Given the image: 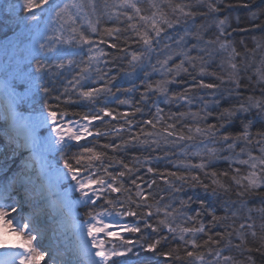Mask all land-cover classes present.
<instances>
[{
  "label": "snow or ice",
  "instance_id": "obj_1",
  "mask_svg": "<svg viewBox=\"0 0 264 264\" xmlns=\"http://www.w3.org/2000/svg\"><path fill=\"white\" fill-rule=\"evenodd\" d=\"M239 6L247 9L251 4ZM20 7L27 15L12 23L16 6L0 4V249L23 251L5 252L0 264H129L137 245L157 253L170 239L179 243L158 254L180 264H257V257L264 264V234L258 246L249 244V236L257 238L254 222H247L253 220V209L238 227L234 220L225 225L238 211L218 216L207 199L232 191L240 198L261 196L255 211L264 233V127L252 131L256 124L264 126V55L255 65L237 61L241 53L223 39L231 35V25L229 17L218 14L234 5L226 0H22ZM198 16L206 22L195 25ZM101 17L123 26L101 32ZM251 17L259 19L257 12ZM180 26L182 34L167 35ZM211 27L216 34L206 39ZM85 46L86 56L79 59L67 51L83 52ZM256 49H264V43L257 42ZM217 55L219 71H214ZM154 74L160 78L152 80ZM205 76L220 83L207 82ZM245 76L259 88V95L255 89L247 96L240 91ZM60 78L62 90L53 95ZM118 79L131 86L121 89ZM137 79L142 87L139 100L117 97L122 91H138ZM173 84L187 86L171 92ZM226 84L230 87L222 90ZM201 90H211L210 98L199 95ZM225 92L228 98H242L221 107ZM152 97L177 106L198 98L201 107L166 115ZM150 100L151 118L136 121L144 111L140 105ZM113 102L130 110L109 107ZM62 105L90 107L76 113ZM210 117L215 122L209 123ZM237 122L239 130L231 131ZM181 144L184 158L170 161L175 171L154 167L150 156L133 155L126 162L117 155L132 147L157 151ZM72 147L77 150L70 151ZM170 155L175 153L165 150L155 159ZM218 160L228 161L231 172L217 171ZM142 169L152 178L146 180ZM158 181L166 187L160 188ZM186 187L202 189L205 197L181 198L178 194ZM193 203L199 208L192 209ZM241 206H246L243 200ZM80 208L85 210L82 221L77 218ZM26 210L23 222L14 224L11 214ZM205 215L211 218L208 224ZM49 225H54L50 234ZM218 225L225 230L211 232ZM233 250L243 259L231 254Z\"/></svg>",
  "mask_w": 264,
  "mask_h": 264
},
{
  "label": "trees",
  "instance_id": "obj_2",
  "mask_svg": "<svg viewBox=\"0 0 264 264\" xmlns=\"http://www.w3.org/2000/svg\"><path fill=\"white\" fill-rule=\"evenodd\" d=\"M7 3L9 5H15L16 6V12L12 14V23H15L16 18L18 17H22L27 15L26 13L23 12L22 8L20 7V5L22 4V0H0V4H4ZM227 3L233 4L234 7L231 9H225L224 11H222L221 13L218 14L219 18H224L225 16L229 17V23L231 25V27H229L227 29L228 32L231 33L230 36H226L223 39H227L230 40L233 44V46L236 47L237 51L241 53L240 57H237V61H240L241 59H244L245 62H253L254 65L256 63H258L262 57V55H264V49H256V44L257 42L260 43H264V15H262L261 13L264 12V0H226ZM243 3H250L251 7L250 8H243L240 7L239 5L243 4ZM145 7H147V5L145 4ZM252 12H257V14L259 15V19L253 20L251 17V13ZM237 17L239 18V23H237ZM4 18V12L2 10H0V20H2ZM93 19H95V17H93ZM205 19L203 17H197L195 20V25H200L205 23ZM207 23H211V21H207ZM253 24H260L261 27L260 28H253L252 25ZM115 26H123L120 25L119 22H117L115 19L109 20L107 17H101L100 20V24L98 25V28L101 30V32L103 31L104 28L106 27H115ZM188 27L193 28L194 30V25L189 22ZM240 28H248L250 29L247 32H241L239 31ZM232 29H237L236 31H232ZM3 31H7V29H3ZM183 32V26L178 27L177 29H171L168 30L167 35H171L173 37H176L177 34H182ZM90 34V33H89ZM216 34V29L214 27L209 28L208 32L205 34V38H212L214 37V35ZM94 39H100L99 36H94ZM194 41H190V43H192ZM100 47L105 48V50L107 52H109L112 56H115L116 50L114 49H109L106 45H100ZM138 46L137 45H132L133 50H136ZM255 49V51L253 52L252 50ZM67 51L72 52L74 54H76V58L79 59L81 56H86L87 53V46H85L83 52L79 49V48H68ZM193 55H196V52L193 51L192 53ZM248 57V58H247ZM156 57L153 56V62H155ZM179 58H176V62H178ZM220 61V57L219 55H217L216 57H214V62L211 65V70L214 71H219L217 65L219 64ZM120 63V62H118ZM109 67H112L111 65H109ZM118 69L113 68L112 74H116ZM150 71V69H149ZM251 70H249L247 75H251ZM65 76L67 78H71V74L69 73H65ZM141 78H143L141 76ZM160 77L158 75H152L151 79L152 80H156L159 79ZM207 82H214V83H220L219 80L215 79V77H211V76H205L203 77ZM180 79L183 80H188L187 76H182ZM253 81L255 80V76L253 75L252 77ZM64 80L63 78H60L57 80V83L55 85V90L53 92V95H56L59 93V91L62 90V84H63ZM189 83L191 81H188ZM242 85H245V87H243L242 89H240V91L243 93L244 96H247L249 94H253V89H255V94L259 95V88L257 86H255L254 84H251V82H249L245 76L244 79H242ZM117 86L121 87V89L123 88H128L131 85L127 82H122L121 80H117ZM135 83L137 85V88L139 89L138 91H136L133 94H126L122 92L117 93V97L123 99V98H127L129 95L131 97V99L133 101H137L139 100V96H140V91H142V87L140 84V80L137 79L135 80ZM186 84H173L170 85V91L171 92H181L183 91L184 87H186ZM230 85H222V90L225 88H229ZM115 91V89H114ZM211 91V90H201L199 91V95H203L205 96V98H210L207 96V93ZM225 100H223L221 102V107H229L231 104H235L238 102L239 99H241L242 97H232V98H228L227 97V93L225 92ZM151 100H155L156 103H158L160 105L161 108L164 109V113L167 115L170 112L171 113H176V112H187L189 110L195 112L198 111L201 107V103L199 101L198 98L194 99L193 103L191 105H183V106H177L176 104H172V105H168L163 103V98L160 97H152ZM151 100L148 102L147 105H143L141 104L140 106L144 108L143 113H138L134 119L136 121H143L145 119H150L151 118V113L154 112V108H151ZM52 103H56V101H52ZM109 107H112L114 109H118L119 111H126V110H130L129 107L127 105H118L115 102L111 103L108 105ZM62 107H67L68 110L70 112H76V113H83L88 111V108L90 106H83V105H62ZM151 109V111H150ZM68 118L70 119H77V116H69ZM107 119V118H106ZM122 122V121H121ZM191 121H183L182 123H190ZM209 123L215 122L214 118H209L208 120ZM98 124L100 122H97ZM113 124H115L116 122L113 121ZM178 128L180 127V125L177 126ZM262 125L260 124H256L252 131L253 133H255L258 130L262 129ZM231 131H236L239 130V122L236 123V125L233 126V129H230ZM125 135H127L125 133ZM91 139V138H89ZM101 142H107L104 138H101ZM85 141H81V144H85ZM183 147V144L175 147V148H166V149H162V150H157V151H151V150H147L145 151L143 148L141 147H132L128 150V152L125 153H118L117 155L123 157L126 162L131 161L132 156L133 155H137L140 156L141 158H143L144 156H150L152 157V164L154 167L159 168L161 171L168 169V170H172L175 171L176 169L173 168L172 163H170V161H177L179 159H183L184 157L181 155V148ZM77 149L75 147L70 148V151H76ZM167 150L170 153H175V155H170L169 157L162 159L160 161H157L155 159V157L157 156H163L164 155V151ZM224 155H227V153H224ZM189 159H191L194 163L198 162V158L197 157H189ZM214 168L217 171H229L231 172V169L229 168V162L225 161V160H218L215 162L214 164ZM243 170V169H242ZM146 173V169H142L141 170V175H144V178L150 179L152 178L151 174H145ZM158 184L160 186V188H165L166 186L163 184L162 181H158ZM163 194V193H162ZM181 198L187 199L188 196L192 195V196H198L200 198H204L205 197V193L203 192L202 189H191V188H185V191L182 193L178 194ZM208 200H210L213 204L214 207V211L216 212V214L218 216H225V215H231L232 211H238V216L234 217L230 220L224 221L223 224H231L233 223V220L235 221V226H239L240 223H243L246 221L247 215H248V209L251 208L253 209V220L252 221H247L248 223H253L255 224V230L257 231V238L255 240H253V238L251 236H249V244L253 245V246H258L259 243V237L260 235L264 234L261 232L260 229V224L262 223V219L260 217V215L255 211V209L261 207V196L259 195H249V196H245L243 198L237 197L235 195V191H232L230 193H220L219 197H207ZM241 200H243L245 202L244 207L241 206ZM178 204V201L176 202ZM199 208V205L197 203H193L192 204V209H197ZM225 208L228 209V212L225 211ZM85 211V210H84ZM83 211V212H84ZM189 214H194L191 210H189ZM129 222H131L133 220V218H127ZM205 224H208V221L211 219L209 216L205 215L203 217ZM210 227V226H209ZM225 229L222 226H217L215 228H211V232H223ZM127 238L130 239H137V236H134L132 234H126ZM154 238V236H153ZM202 239H206V237H202ZM179 243V241H175V240H169L166 244L162 245L159 249L157 253H151V252H146L143 251L139 248V245H137L136 247H134L133 249V253L129 254V264H180V261H174L172 259H166L165 257L159 255V252L162 251H169L171 250L174 246H176ZM227 254V253H226ZM233 255H235L238 259H243L242 256H240V254L238 252H236L235 250H233V252L231 253ZM254 255H256L254 253ZM257 264H260V260L259 257H257Z\"/></svg>",
  "mask_w": 264,
  "mask_h": 264
},
{
  "label": "bare ground",
  "instance_id": "obj_3",
  "mask_svg": "<svg viewBox=\"0 0 264 264\" xmlns=\"http://www.w3.org/2000/svg\"><path fill=\"white\" fill-rule=\"evenodd\" d=\"M248 58V57H247ZM30 210H26L24 213H20L19 215L21 216H25V215H27L28 214V212H29ZM13 214V213H12ZM22 219V218H21ZM21 219L19 218V220L21 221ZM23 220V219H22ZM54 227V225H49V234H50V232H51V228H53ZM47 243V241L45 240L43 243H42V245L41 246H43L44 244H46ZM12 248H7V249H0V256H3L4 255V253L5 252H11L12 250H11ZM17 249H19V248H16V249H14V250H17ZM19 250H22V249H19Z\"/></svg>",
  "mask_w": 264,
  "mask_h": 264
},
{
  "label": "rangeland",
  "instance_id": "obj_4",
  "mask_svg": "<svg viewBox=\"0 0 264 264\" xmlns=\"http://www.w3.org/2000/svg\"><path fill=\"white\" fill-rule=\"evenodd\" d=\"M74 143L75 142H72V144H74ZM22 217H23L22 215L20 216V215H17L16 213L11 214V218L13 219L14 224H21L23 222V220L21 219ZM19 218L21 219V221L19 220ZM5 249H7V248H5ZM11 250L12 251L10 253H13V254L23 251V250H19V249H17V250L11 249ZM42 264H43V262H42Z\"/></svg>",
  "mask_w": 264,
  "mask_h": 264
}]
</instances>
